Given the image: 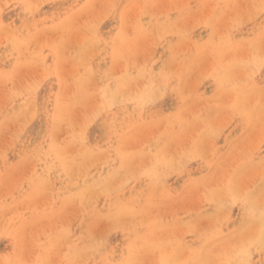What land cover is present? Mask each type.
Masks as SVG:
<instances>
[{"label":"rangeland","instance_id":"1","mask_svg":"<svg viewBox=\"0 0 264 264\" xmlns=\"http://www.w3.org/2000/svg\"><path fill=\"white\" fill-rule=\"evenodd\" d=\"M0 264H264V0H0Z\"/></svg>","mask_w":264,"mask_h":264},{"label":"bare ground","instance_id":"2","mask_svg":"<svg viewBox=\"0 0 264 264\" xmlns=\"http://www.w3.org/2000/svg\"><path fill=\"white\" fill-rule=\"evenodd\" d=\"M98 188H99V187H98ZM92 190H93V189H92ZM92 190H91V191H92ZM93 191H94V190H93ZM97 191H98V190H97ZM94 192H95V191H94Z\"/></svg>","mask_w":264,"mask_h":264}]
</instances>
